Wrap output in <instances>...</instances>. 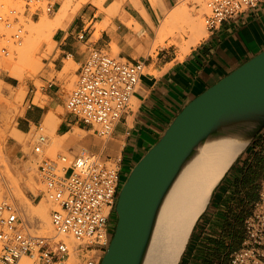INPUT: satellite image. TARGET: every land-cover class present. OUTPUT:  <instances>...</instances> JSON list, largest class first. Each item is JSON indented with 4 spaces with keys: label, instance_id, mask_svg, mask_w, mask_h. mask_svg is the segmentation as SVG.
<instances>
[{
    "label": "crops",
    "instance_id": "0c3cea01",
    "mask_svg": "<svg viewBox=\"0 0 264 264\" xmlns=\"http://www.w3.org/2000/svg\"><path fill=\"white\" fill-rule=\"evenodd\" d=\"M113 1L105 0L102 8H108ZM181 1L160 3L167 13ZM138 2L144 13L125 0L115 14L93 4L68 23H61L53 34L54 46L43 60L39 76L43 84L40 93L46 101L41 105L31 101L17 120V129L28 133L52 114L56 120L52 131L55 143L70 154L89 147L88 151L117 161L121 177L189 101L264 50V0L254 9L226 19L218 28L206 29V35L185 54L173 44L152 48L155 29L166 13L160 4L153 7L150 0ZM81 33L83 38L78 37ZM93 49L128 62L143 61L145 66L128 107L102 150L99 141L94 145L82 139L80 134L86 126L64 112L67 78L78 75ZM67 61L71 63L70 70L62 74ZM76 128L81 130L79 135L62 141V136L72 134ZM225 172L197 217L177 264H229L231 253L241 246L244 221L258 199L264 178V128Z\"/></svg>",
    "mask_w": 264,
    "mask_h": 264
},
{
    "label": "built area",
    "instance_id": "2783aa9c",
    "mask_svg": "<svg viewBox=\"0 0 264 264\" xmlns=\"http://www.w3.org/2000/svg\"><path fill=\"white\" fill-rule=\"evenodd\" d=\"M260 0H207L204 25L218 28L226 19L254 9ZM20 7L0 12V38L20 45L24 35L23 17L51 13L53 0H22ZM79 38H83L81 33ZM1 52L8 54L6 47ZM143 61L128 62L99 50H91L80 66L65 108L98 137L108 138L129 105L144 73ZM41 129L40 127L38 128ZM45 135H38L30 153L37 159L43 195L53 203L51 235L33 232L15 206L3 196L0 166V264H70L71 239L75 264H99L103 249L112 236L114 206L121 186L117 161L82 150L76 154L44 153ZM66 239H64V238ZM229 264H264V178L258 199L244 221V239L230 255Z\"/></svg>",
    "mask_w": 264,
    "mask_h": 264
},
{
    "label": "water",
    "instance_id": "95a60500",
    "mask_svg": "<svg viewBox=\"0 0 264 264\" xmlns=\"http://www.w3.org/2000/svg\"><path fill=\"white\" fill-rule=\"evenodd\" d=\"M263 128L264 50L189 101L132 166L117 193L116 222L99 264H143L166 195L202 146L241 145L228 169Z\"/></svg>",
    "mask_w": 264,
    "mask_h": 264
},
{
    "label": "bare ground",
    "instance_id": "6f19581e",
    "mask_svg": "<svg viewBox=\"0 0 264 264\" xmlns=\"http://www.w3.org/2000/svg\"><path fill=\"white\" fill-rule=\"evenodd\" d=\"M104 1L105 0H98L96 1L95 4L98 5L100 9L106 11L108 14H115L122 5V0H115L113 1V3L109 5L108 8L105 9L102 8V3ZM130 1L133 2L135 6L138 7V3H139L138 0H130ZM200 1L201 0H193L192 4H195ZM71 3L72 0H62L60 6L55 12L54 19L51 21L48 20L46 17H41L37 22H33L32 20L29 19L30 30L29 29L28 30L30 31V35L28 37H25L26 39L25 41H23L24 43L21 44L22 47L18 48L17 46L18 49L16 51L15 56L14 54L13 55L10 54V57L7 56V58L4 57L0 58V68L6 70L9 76L18 80H22L23 76L19 70L18 63L16 65V62L18 61L17 60L18 57L24 54L26 55L28 52L32 50L34 39H32L31 36L39 31L53 30L58 25H61L62 21L69 14ZM150 3L151 5H153V7H156L159 4H160L159 6H161L160 0L159 2H157V0H150ZM187 8H186V3L184 4L182 2H178V4L174 6V8H172L170 11L166 13V11H164L162 7V10L166 14L162 19L160 25L156 27V31H155L156 39L159 42H163L167 37V35L169 34V32L171 31L170 27L172 26V24L180 22L181 25L182 23H184V25L187 26V29L189 31V36L188 39L180 46L181 52L183 54L187 53L191 46L196 45L200 41L201 37H203L205 32L203 30L204 23L202 24L203 22L202 17H198L200 18L199 20L197 16L196 17L189 16L188 15L189 12ZM139 9L141 12L143 11L141 7ZM133 24L138 25L137 23H133ZM137 27L138 26H136V28ZM171 33H170L171 37L174 36L172 35L173 33L172 34ZM172 40L174 41L173 37ZM9 50L12 51L11 49ZM70 64H71L70 61L66 62L65 66L62 69L61 72L62 74H67L69 72ZM19 94L20 95L25 94L24 88L20 89ZM40 101L41 98L39 94L36 93L32 98V103L39 104ZM8 114L7 116H3L0 118V121H2L4 125L3 126L4 129H0L1 131L4 130L2 131V133H0L1 134L0 141L4 140L7 135L21 142V140L23 139L22 135L24 136V133L17 128H12L14 112L11 115ZM54 118L55 117H53L52 114H49L44 119L42 124L48 128H51L53 131L56 125V120ZM80 132L81 130L76 128L72 134L70 135L67 134L65 136H62V141L67 139L69 136L76 137L77 135L80 134ZM105 143L106 142L101 143V148H100L101 150L104 147ZM241 147H242L241 145H230L222 142L212 143L208 145L206 144L202 146L197 156L194 157L188 163V165L184 167V169L182 170V172L180 173V175L172 185L170 191L166 195L158 211L156 221L150 235L148 248L143 264H177L178 263L181 253L184 251L183 249L185 248V245L189 238L191 229L197 217L200 216L201 212L204 210L209 200V196L213 187H215L217 181L220 180L219 178L227 169V167L229 166L233 158L236 156V154L240 151ZM4 153L0 148V158L4 166L3 180L5 181V183L3 186V193H2L4 198L10 201L15 206L17 211L22 212L20 211L22 208L24 210V214L29 212L30 213L29 215H31V217L34 220L31 221V223L34 222L36 229L39 230L40 233L47 236L51 235V222L48 212L49 210L48 206L49 207L51 206L53 208V203L49 201L47 198H45V201L43 200L39 202L36 205V207L30 208V205L28 203L29 201L26 202V199H24L25 197L23 196V192L21 191L22 184L20 183H23V181L25 180L22 177V170H20L21 174L20 172H18L19 174L17 176L15 174L16 173L15 169L17 168V166L15 168L12 167L11 166L12 163L11 164L9 163L10 161L7 159V156ZM16 171L18 170L16 169ZM26 176L24 177L26 178L27 181L30 180L29 182L35 188L36 187L39 188L40 184L38 185V183L34 181V179L32 178V172L26 173ZM31 184L30 186H32ZM31 189L33 190V188ZM42 199L43 198H41L40 200ZM32 218L29 219L32 220ZM30 227L34 228L32 224ZM66 241L68 242L70 251L72 253L69 259V263L75 264L77 260L74 252L76 244H74V242L71 239H66Z\"/></svg>",
    "mask_w": 264,
    "mask_h": 264
},
{
    "label": "rangeland",
    "instance_id": "374dc122",
    "mask_svg": "<svg viewBox=\"0 0 264 264\" xmlns=\"http://www.w3.org/2000/svg\"><path fill=\"white\" fill-rule=\"evenodd\" d=\"M53 1L55 2L53 12L45 13L44 11H42V12L37 13L36 15L27 14L23 17L22 23H23L25 32H24L22 42L20 43V45H13L11 42H5V41H3V39L0 38V47L1 48L6 47V49L8 51V54L5 55L1 52V48H0V58L1 57L7 58V56L10 57V54L11 55L14 54V56L16 55V51L18 48L22 47L21 44L24 43L23 41H25V39H26L25 37H28L30 35V31H29L30 30L29 29L30 28V20H32L33 22H37L41 17H46L50 21L54 19L55 12L57 11L58 7L60 6L62 0H53ZM96 1H98V0H72L71 8L69 9V14L62 21V23L63 22L68 23L71 20V18L74 15H76L77 13H79L84 7H87V6H90L93 4L95 6H98L95 4ZM124 1L125 0H122V4L124 3ZM206 1L207 0H201L200 2H197L195 4H192L193 0H184V1L182 0L181 2L184 4L186 3V8L188 7L187 9L189 12L188 15L191 17L197 16V18L202 17L203 22L202 21L201 22L203 24L204 23L203 17L208 12V9L206 6ZM22 4H23L22 0H0V12L6 10V8L9 6L19 7ZM98 8H99V6H98ZM198 15H200V16H198ZM162 19H161V21H162ZM198 19L200 20V18H198ZM161 21H160V23H161ZM160 23H159V25H160ZM100 26L101 25H98L97 29ZM181 26H182V28H181ZM59 27H61V25H58L53 30L39 31L37 33H34L31 36V38L34 39V44L32 46V50L30 52H28L26 55L24 54L25 56L22 55V56L18 57V59L16 58L18 61L15 59L17 61L16 65L18 63L19 70L22 73V76H23L22 80H18V79H15V78L9 76V74L6 70H3L0 68V109H1L0 110V118L3 116H7L8 113L11 115L14 112L12 128H17L18 118L22 115L24 109L31 103L32 98L36 93H38L40 98H41V101L39 103L40 105L44 104L46 101V97L40 93L41 92L40 88L43 84H42V82H40L39 76L43 73V68H44L43 60L48 57L49 53L51 52V50L54 46L53 34H54L55 30L58 29ZM170 30L172 31L173 34L171 33ZM170 30H169L170 31L169 34L167 35V37L165 38V40L163 42H159L156 39V37H154L155 39L152 40V42H153L152 48L164 47L166 45L173 44L175 46L177 45V47L180 49V46L188 39V36H189V31L187 29V26H185L184 23H182L180 25V22H178V23L172 24V26L170 27ZM203 30L206 32L205 25L203 27ZM2 31L3 30L0 27V32H2ZM155 31H156V29H155ZM205 32H204V35H206ZM170 33L175 36V37L172 36L174 41L172 40ZM17 46H18V48H17ZM9 49H11L12 51H10ZM180 51H181V49H180ZM23 56H24V59H23ZM19 60H20V62H19ZM67 79L68 80H67L66 86H65V91H66L65 98H67L69 92L74 87L75 82L77 80V76L71 75ZM21 88H24V90H25L24 95L19 94V91ZM64 112L68 113L65 106H64ZM3 126L4 125H3L2 121H0V129H4ZM85 126H86V129L82 130V132L80 134V137L82 139H86L88 142L94 143V145H97V144H95L96 141H99L100 143L107 141V138L104 139V138L98 137L95 134V132H93V128L91 126H89V125H85ZM40 128L41 129L39 130V129H36L35 127H32L28 133H26V134L24 133V136L22 135L23 139L21 137V139H22L21 142L17 141L14 138H11L7 135H6V138L4 140L0 141V148L2 149L3 153L5 151L4 154L7 156V159L10 161L9 163L10 164L12 163L11 166L14 168L17 166L16 169L18 171H16V169H15L16 173L15 172L14 173L18 176V174H19L18 172H20V174H21L20 170H22V177L25 180L23 181V183H20V184H22L21 185V191L23 192V196L25 197L24 199H26V202L29 201L28 203L30 205V208L36 207V205L39 202H41L43 200L45 201V198H46L43 195L44 187H43V184L40 180L39 173L37 172V159L35 158V156H33L30 153L32 145H33L36 137L40 134L45 135L47 137V142L44 145V153L45 154L51 155V156H55L57 154H67V151L64 150L61 147V145H59L53 141L51 128H48V127L44 126L43 124H41ZM2 131H4V130H2ZM2 131L0 130V133H2ZM0 136H1V134H0ZM86 149L89 150V147H87ZM0 166H1V171H2L3 178H4V166H3V162L1 161V158H0ZM23 169H24V171H23ZM25 172L26 173L32 172V178L34 179V181H36V183H38V185L40 184L39 185L40 189L38 187L35 188L29 182L30 180L29 181L26 180V178L24 177V176H26ZM23 174H24V176H23ZM127 174L124 177H121V185L124 182ZM19 177H21V176H19ZM4 183H5V181H4ZM30 184L32 186H30ZM31 188H33V190ZM34 188H35V190H34ZM40 197L43 199L40 200L41 199ZM46 202H47V199H46ZM48 209H49L48 212H49V217H50V211H51L52 207L48 206ZM20 211L23 212V213L22 212H19V213L22 214V215L21 214L20 215L23 218V220L25 221V223L29 227L31 226V224L34 227V228L30 227L31 230L37 234L43 235L42 233L39 232V230L36 229L34 222L31 223V221H34V220L31 217V215H29L30 213L28 212V213L24 214V210L22 208ZM29 218H32V220ZM112 221H114V222H113V224L110 223V226H112V231H113L114 225L116 222V215H114ZM105 249H106V247L103 249V253H104Z\"/></svg>",
    "mask_w": 264,
    "mask_h": 264
}]
</instances>
